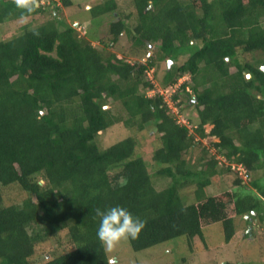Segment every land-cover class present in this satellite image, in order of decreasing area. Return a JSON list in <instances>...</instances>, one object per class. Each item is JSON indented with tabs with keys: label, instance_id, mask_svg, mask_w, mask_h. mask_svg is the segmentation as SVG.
<instances>
[{
	"label": "trees",
	"instance_id": "16d2710c",
	"mask_svg": "<svg viewBox=\"0 0 264 264\" xmlns=\"http://www.w3.org/2000/svg\"><path fill=\"white\" fill-rule=\"evenodd\" d=\"M128 3L125 16L116 11L118 0L90 8L93 20L113 14L108 42L98 48L56 8L36 4L28 12L16 0H0V23L52 17L0 34V264H113L97 237V209L118 204L146 221L128 238L135 251L180 236L195 249L194 239L204 240L216 224L229 243L236 217L251 210L249 223L264 222V0ZM132 16L135 24L126 22ZM124 34L132 54L146 61L107 49ZM169 59L163 90L190 74L170 101L149 94L156 85L147 78ZM184 103L197 111L193 129L176 115ZM118 125L134 134L152 130L149 160L137 154L134 134L103 146L106 131ZM207 136L215 139L211 146L200 139ZM199 146L193 162L189 154ZM233 163L245 167L250 186L235 179L240 187L221 188L224 174L237 169ZM156 178L170 181L159 189ZM188 187L190 202L181 193ZM45 242L69 249L39 258Z\"/></svg>",
	"mask_w": 264,
	"mask_h": 264
},
{
	"label": "rangeland",
	"instance_id": "374dc122",
	"mask_svg": "<svg viewBox=\"0 0 264 264\" xmlns=\"http://www.w3.org/2000/svg\"><path fill=\"white\" fill-rule=\"evenodd\" d=\"M31 1V0H30ZM37 5H40L48 11L51 8H56L54 14L58 16L61 21L71 24L76 28L78 34L86 37L90 42L98 47L102 48L104 43L101 42L102 39H105L108 42V27L109 22L113 18V14H106L104 16H99L97 19H90V8L95 4L102 2L103 0H72L73 5L69 8L61 5L58 0L56 3H53L54 0H34ZM119 7L116 10L118 15L125 16L124 14L130 12V7L128 0H118ZM116 13V14H117ZM50 12H43L38 14L36 17H26L21 22L6 20L3 23H0V34H4V31H11L12 33L18 32V27L27 22H31L33 25H39L43 22L51 19ZM126 22L130 24H135V19L132 16L131 18L126 19ZM95 27L92 34L97 35V39H91L93 37L89 32V29ZM11 29V30H10ZM88 30V34H87ZM10 34V33H9ZM90 34V35H89ZM11 36V34H10ZM107 49L111 52H115L120 55H126L128 53V60H135L144 58L142 56H134L132 54V47L130 37L127 34L122 35L120 41L114 45H108ZM131 53V54H130ZM185 56H180L177 59L178 63L183 62ZM148 57L146 56L144 60L146 61ZM169 65H173V62H163L159 67H154L150 69L147 74V78L152 79L155 82L156 88L150 89L149 94H154L161 92L166 94L168 100L170 101V94L176 90L181 84L183 79L189 80L190 74H186L182 79L177 83L176 88L163 90L160 85V78L165 73V68ZM158 73V74H157ZM159 88V90L157 89ZM146 91V90H145ZM172 105V103L170 102ZM185 110L182 113H177L176 115H181L179 118L182 122H186L190 125V128L193 129L192 123L190 122V116L196 117L197 111L192 105L184 103ZM175 111L177 106L174 107ZM211 125H207V130L209 131ZM152 130L149 128L144 129L139 133L130 132L124 125H118L111 128V130L106 131L101 140L103 146L110 145L115 141L124 138L126 135L134 134L137 138V154L143 156L146 160H149L151 154L152 146ZM113 136V137H111ZM196 137H199L196 135ZM203 145L211 146V141L215 140L213 137H203L201 138ZM212 148V147H211ZM201 146L193 150L189 156L193 159V162L198 159ZM222 164H228L227 159L217 153ZM221 164V165H222ZM233 167L239 169L235 163L232 164ZM150 168L152 165L150 163ZM231 171L229 174H224L223 182L221 188L232 187L236 179V170ZM259 173V171H258ZM242 174V175H241ZM240 175L243 177L244 184L250 185V177L247 176L246 172L240 169ZM255 176V173H252ZM156 186L161 189L163 188L170 180L169 178H156ZM217 189V186H214ZM211 191V189H210ZM182 195H185L188 199V202L195 199L193 187L185 188L181 191ZM250 211V210H249ZM254 210H251L250 213H246L241 217H236V236L234 239L227 243L225 242L224 233L219 225L209 226L205 229V239L200 238L194 239L195 249H191L188 243V239L185 236H180L168 241H165L161 244H158L154 247L135 251L129 239H122L113 249L107 250V253L110 257V260L114 259L113 264H227L228 260H231L232 264H264V222L259 223L256 219H253L252 224L249 223V215H253ZM253 225L252 232H250V226ZM246 231L249 233V236H246ZM39 251L37 252V257L44 258L51 256L55 252H63L69 249V246H62L61 244H56L53 242H45L41 245H38ZM44 251V252H42ZM41 254H44L43 256Z\"/></svg>",
	"mask_w": 264,
	"mask_h": 264
},
{
	"label": "clouds",
	"instance_id": "9594fccd",
	"mask_svg": "<svg viewBox=\"0 0 264 264\" xmlns=\"http://www.w3.org/2000/svg\"><path fill=\"white\" fill-rule=\"evenodd\" d=\"M16 5L18 8L25 9L28 12H31L37 6L34 0H31V2L30 0H16ZM185 75H182L180 79ZM186 81L183 79L182 84ZM240 169H242V172L247 171L245 167L239 165V172L236 175V179L242 180L243 184L244 180L241 177L242 174L240 175ZM237 185V183H234L233 188L240 187ZM97 215L100 217L97 227V237L105 250L113 249L122 239L136 238L146 223L144 219L138 215H134L127 207L119 204L104 209H97Z\"/></svg>",
	"mask_w": 264,
	"mask_h": 264
},
{
	"label": "water",
	"instance_id": "95a60500",
	"mask_svg": "<svg viewBox=\"0 0 264 264\" xmlns=\"http://www.w3.org/2000/svg\"><path fill=\"white\" fill-rule=\"evenodd\" d=\"M149 55H150V53H149ZM169 62H172V60H169ZM263 69H264V65H263ZM250 76H251V74L248 73V77H250ZM252 227H253V226H250V232H252Z\"/></svg>",
	"mask_w": 264,
	"mask_h": 264
}]
</instances>
